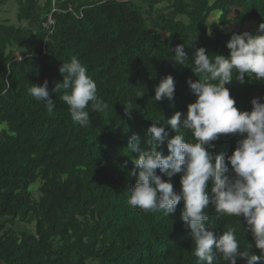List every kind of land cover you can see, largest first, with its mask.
<instances>
[{
	"label": "trees",
	"instance_id": "obj_1",
	"mask_svg": "<svg viewBox=\"0 0 264 264\" xmlns=\"http://www.w3.org/2000/svg\"><path fill=\"white\" fill-rule=\"evenodd\" d=\"M19 4L18 19L29 24L16 26L0 19V90L6 82L10 85L0 95V264H198L191 229L181 219L183 201L168 216L127 203L136 183L131 173L139 171L132 162L138 154L128 152L127 145L137 133L148 147L147 129L155 120L161 121L169 139L175 135L166 121L176 111L186 112L196 99L187 83L198 79L192 69L196 49L204 47L210 57L229 55L226 43L233 33H255L264 22V0ZM215 11L220 16L210 33L208 21ZM51 12L56 23L48 34L43 22ZM249 21L257 26L221 29ZM177 44L185 46L188 63L173 60L171 48ZM73 56L86 66L98 98L107 105L93 111L89 102L87 127L72 121L60 94L50 91L55 109L49 113L28 91L45 80L51 90L63 79L61 64ZM167 75L174 78V100L156 101L155 86ZM226 87L241 111L251 110L254 97L264 102V80L245 74L244 83L234 77ZM190 138L185 132V139ZM242 138L221 134L212 142L215 148L208 150L224 153L230 169L227 156ZM157 150L168 154L167 140ZM180 175L172 177L176 191ZM39 180L41 194L34 198L30 187ZM207 184L210 192L212 183ZM205 211L217 238L228 227H237L238 251L251 244L248 251L260 255L242 216H218L211 203ZM237 264L246 260L237 257Z\"/></svg>",
	"mask_w": 264,
	"mask_h": 264
},
{
	"label": "clouds",
	"instance_id": "obj_2",
	"mask_svg": "<svg viewBox=\"0 0 264 264\" xmlns=\"http://www.w3.org/2000/svg\"><path fill=\"white\" fill-rule=\"evenodd\" d=\"M226 47L230 50L227 56L210 57L204 47L193 54L192 69L198 79H188L187 83L196 99L187 105L186 112L176 111L167 119L166 123L175 131L174 136L169 139L168 132L160 126L161 121L155 120L147 129L148 147L142 146L137 133L129 138L127 149L138 154L132 162L139 171L131 173L136 183L129 189L127 203L145 212L163 211L168 216L183 201L181 219L191 229L193 255L198 264H214V260L220 259L226 264H237V257L244 258L246 264H264V102L254 97L251 110L241 111L226 87L234 77L244 83L245 74L264 80V22L255 33H233ZM171 51L176 63H188L184 45L177 44ZM59 72L63 79L51 90L45 80L39 85L33 83L28 89L30 95L43 101L47 111L53 113L55 100L50 91L60 94L72 121L87 127L89 102L93 111L107 107L97 96L95 81L75 56L61 64ZM6 84L0 95L10 87ZM174 95V78L167 75L155 86L154 100L172 101ZM185 132L191 134L190 139H185ZM221 134L243 137L227 156L230 169L225 164L224 153L214 155L208 150L215 148L212 142ZM165 140L166 155L157 150ZM229 172L232 174H227ZM177 173L181 174L179 191L174 190L172 183ZM209 181L212 183L210 192L207 190ZM210 203L218 216L244 218L260 255L248 251L251 244L244 251H238L237 227H228L217 238L213 231L215 224L206 223L209 216L205 209ZM237 223L240 224L239 219Z\"/></svg>",
	"mask_w": 264,
	"mask_h": 264
},
{
	"label": "rangeland",
	"instance_id": "obj_3",
	"mask_svg": "<svg viewBox=\"0 0 264 264\" xmlns=\"http://www.w3.org/2000/svg\"><path fill=\"white\" fill-rule=\"evenodd\" d=\"M2 4L0 5V19L8 24H14L16 26H23L25 27L29 22L26 20L20 21L18 19L19 13V0H1ZM220 16L219 11H215L211 14L208 25L210 33H214L215 28L218 24V17ZM257 26L256 21H249L245 23L235 22L228 26H223L221 29L223 31H231V30H240V29H253ZM20 49V47H16V50ZM40 186L41 181H37L31 185L30 189L34 198H38L40 196ZM17 223V222H16ZM15 223V224H16ZM33 228V227H31ZM30 229V228H29Z\"/></svg>",
	"mask_w": 264,
	"mask_h": 264
},
{
	"label": "built area",
	"instance_id": "obj_4",
	"mask_svg": "<svg viewBox=\"0 0 264 264\" xmlns=\"http://www.w3.org/2000/svg\"><path fill=\"white\" fill-rule=\"evenodd\" d=\"M56 10V8L53 9V11ZM52 11V12H53ZM52 12L47 14V18L44 20L43 25L46 28L48 34H51L53 32L54 25L56 23V19L52 15ZM20 58V57H19Z\"/></svg>",
	"mask_w": 264,
	"mask_h": 264
}]
</instances>
